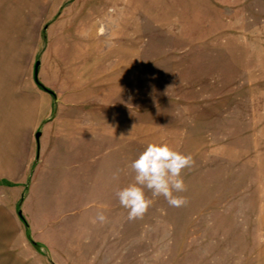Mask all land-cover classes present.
<instances>
[{"label": "rangeland", "instance_id": "rangeland-1", "mask_svg": "<svg viewBox=\"0 0 264 264\" xmlns=\"http://www.w3.org/2000/svg\"><path fill=\"white\" fill-rule=\"evenodd\" d=\"M8 24L62 134L19 207L33 261L264 264V0H0ZM152 142L193 156L188 203L146 190L129 220L116 192Z\"/></svg>", "mask_w": 264, "mask_h": 264}, {"label": "crops", "instance_id": "crops-1", "mask_svg": "<svg viewBox=\"0 0 264 264\" xmlns=\"http://www.w3.org/2000/svg\"><path fill=\"white\" fill-rule=\"evenodd\" d=\"M8 27L0 35V264H42L33 261L27 248V231L33 227L29 223V229L25 227L19 207L21 201L26 203L25 189L45 184L49 169H56L55 163L49 166L48 152L59 155L62 134L48 133L49 128L54 130L50 113L54 105L52 94L41 88L32 71L37 53L27 52L26 36H17L13 26ZM46 134L56 146H45Z\"/></svg>", "mask_w": 264, "mask_h": 264}, {"label": "clouds", "instance_id": "clouds-1", "mask_svg": "<svg viewBox=\"0 0 264 264\" xmlns=\"http://www.w3.org/2000/svg\"><path fill=\"white\" fill-rule=\"evenodd\" d=\"M195 166L191 154L174 149L165 142H152L134 159L130 168L135 173L134 180L116 192L121 207L127 210V218H142L153 204L151 197H163L169 206L182 207L188 203L185 196L179 195L187 191L182 173ZM117 178V174L113 175ZM108 222L103 211H98L92 223L101 225Z\"/></svg>", "mask_w": 264, "mask_h": 264}, {"label": "water", "instance_id": "water-1", "mask_svg": "<svg viewBox=\"0 0 264 264\" xmlns=\"http://www.w3.org/2000/svg\"><path fill=\"white\" fill-rule=\"evenodd\" d=\"M39 65H40V62L38 61V62L35 64V68H34V74H35V80H36V82H39V81H38ZM40 136H41V133H37V134H36V138H37V139H39ZM19 215L22 216L21 211L19 212Z\"/></svg>", "mask_w": 264, "mask_h": 264}, {"label": "trees", "instance_id": "trees-1", "mask_svg": "<svg viewBox=\"0 0 264 264\" xmlns=\"http://www.w3.org/2000/svg\"><path fill=\"white\" fill-rule=\"evenodd\" d=\"M39 85H40L43 89L46 90V88L43 87L40 83H39ZM21 218H22V220H23V222H24V224H25V227L28 229V223H27V221L25 220V218H24L23 216H21Z\"/></svg>", "mask_w": 264, "mask_h": 264}]
</instances>
